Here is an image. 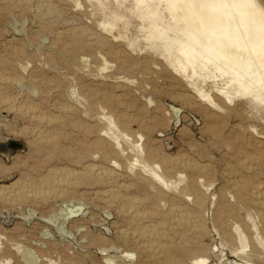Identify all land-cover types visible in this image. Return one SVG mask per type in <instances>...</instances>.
Masks as SVG:
<instances>
[{
    "label": "rangeland",
    "instance_id": "1",
    "mask_svg": "<svg viewBox=\"0 0 264 264\" xmlns=\"http://www.w3.org/2000/svg\"><path fill=\"white\" fill-rule=\"evenodd\" d=\"M50 2L58 16L43 21L17 0H0V188L9 192L0 196V264H166L138 262L136 245L121 232L133 225L118 203L101 198L109 184L82 177L57 185L64 169L80 170L84 161L120 174L130 185L122 193L146 199V208L157 199L154 219H166L160 232L177 264H264V253L252 249L263 248L264 231L253 230L259 218L247 199L254 180L264 183V98L233 90L229 101L214 87L231 74L187 63L174 29L182 21L167 0ZM72 25L104 45L71 38ZM149 169L172 184L153 180ZM235 180L248 186L246 195ZM172 203L195 212L197 228L181 234L166 216Z\"/></svg>",
    "mask_w": 264,
    "mask_h": 264
},
{
    "label": "bare ground",
    "instance_id": "2",
    "mask_svg": "<svg viewBox=\"0 0 264 264\" xmlns=\"http://www.w3.org/2000/svg\"><path fill=\"white\" fill-rule=\"evenodd\" d=\"M17 1L19 4H22L25 7L29 8L36 16H38L39 19L43 21H46L51 17L58 16V11L55 8V6L50 2V0H17ZM138 1H140L142 4L145 0H138ZM198 1L199 0H167L166 5L167 8L171 11V14L173 15L172 17L182 21V24L179 23L174 27V29H176L177 32L179 33L178 35H180V45L178 46L179 51L177 52H180V54L186 58L187 63L192 65L193 67L196 66V63L198 61L199 62L202 61V65L204 68H210L211 65H214V68L222 72L223 75L227 73L231 74L230 80L227 79L228 81L225 83L226 86L224 85L220 86L217 83L216 85L218 86L214 87L215 91L219 93L220 96L222 95H224V97L226 96L229 101H232L234 98L233 97L234 95L232 94L233 90L235 91L234 93L236 94V96H240L242 94H259L262 96V98H264V7L257 4L256 0H208V3H202ZM184 5H187V9L184 13V16L180 18V16L178 17L176 12ZM152 13L155 15L154 17H156V19L160 18V20H163L164 15H162L158 10L153 9ZM158 24L159 23L157 21L156 24L154 25L155 31L159 30ZM169 25H171V23ZM108 26L109 24H104V27H108ZM66 33L71 38L81 41L83 42V44L89 46H91V44L89 43L90 40H94L95 42L102 45H104L105 42L104 40H102V38H99L98 36L96 37L95 33H93L87 27L85 28L81 26L72 25L71 27H69V29L66 30ZM57 34L59 38L62 37L61 32H58ZM186 66L182 65L183 69L186 70L187 69ZM195 75L197 74L194 70L193 76ZM200 92L203 93L202 95L206 96L211 101L212 105H214L217 108L218 107L221 108V106L215 102L216 100L214 99L215 100L214 101L210 97V93H205L202 90ZM37 117L36 119L39 118ZM49 121H51V119H49L48 122ZM250 157L252 156H249L248 158ZM167 161L169 163H175L179 165V162H177L174 159L169 158L167 159ZM245 165L244 167L246 168ZM186 166L191 167L189 166V164H186ZM249 166H251L250 163ZM246 169L249 170L251 168H246ZM148 171H150L152 175V179L157 181L158 183H163L166 186L172 184L168 182L164 176L154 172L152 169H149ZM62 173L65 174V177H61V178L58 177L59 179L56 180L58 182L57 185L59 184L61 185V187H63L62 185H66L69 187L72 185V183L74 184L76 183L74 179L79 180L82 177H89L91 178V180L96 179V180H100L101 182H105V184H109L107 185L108 188L102 191L103 195L101 196V198L107 200V197H110L111 198L110 201L112 203H118L119 211L124 215H127V218L129 219V224L133 225L131 232L128 231L129 229L127 231L122 230L121 232L123 234L122 237L124 238V240L126 239L127 241H131L136 245V248L140 253V260H138V262L141 261H142L141 263H143V261L155 262L159 258L160 259L164 258L166 264H177V259H175V257L171 253L172 245L169 242L165 241L166 239L163 240L164 235H162L161 233L162 231L160 232V227L165 223H167L166 219L163 220L154 219V213L155 212L157 213V211L159 210L157 199H153L152 197V201H150L148 208H146V199L144 200L141 197L140 199L132 194L128 195L122 193V188L127 189L129 188L130 185L120 181V177H119L120 174L118 175L114 170H111L106 166H102L100 164L97 165L93 162L84 161L82 163V168L80 170L69 168V169H64V172ZM53 174L56 175V173H54L53 171L49 172V174H47L42 179V182L43 183L46 182L47 185H49L50 182L54 180L53 179L54 177L52 178ZM253 182L254 183L252 184L251 193H250L251 196L249 197L247 196L248 197L247 199L250 202H252L256 208V213H257L256 216H258L259 221L257 222L254 221L252 227L255 233L258 236H260L261 231H264V185H263L264 183L262 184V182L259 180H254ZM51 184L54 183L52 182ZM235 185L237 186V188H239L240 193H243L244 195L247 194L249 189L247 188L248 186H246V184H244L243 181L238 180L237 182H235ZM66 186H64L66 189L63 190H67L68 187ZM70 191L71 190H69L68 192ZM35 192L32 194L30 192L29 194L31 195L29 196H33L34 194L37 195V191ZM8 193L9 192H7L6 188L4 187L0 188V196H5L4 197L5 200H6V196H8L7 195ZM163 194L164 193L161 191V193L157 196H160L161 199ZM21 195H24L25 197V194H21ZM198 195L195 198V203L199 206L204 202V200L202 199L201 196ZM27 200L28 199H26V201ZM169 207L170 208L168 209L166 216L168 217V220L173 221L174 225L180 228L178 230L181 234L185 235L188 231L194 228L195 224L193 222H195L194 219L197 217L195 212H192L191 210L188 209L186 210L182 209L176 203H172ZM74 212H76V209L71 210V213ZM169 226L171 227V224H169ZM196 226L195 228H197ZM260 242L263 248L254 245L252 249L254 252L261 254L264 253V239L262 235L260 236ZM243 251H245V249H243ZM128 255L130 254L128 253ZM33 256L34 254L30 250H27L26 253H24V257L28 261L32 260ZM200 263L204 264L205 259L201 258ZM108 264H115V263L109 260Z\"/></svg>",
    "mask_w": 264,
    "mask_h": 264
}]
</instances>
